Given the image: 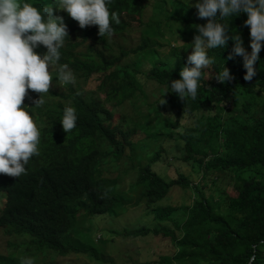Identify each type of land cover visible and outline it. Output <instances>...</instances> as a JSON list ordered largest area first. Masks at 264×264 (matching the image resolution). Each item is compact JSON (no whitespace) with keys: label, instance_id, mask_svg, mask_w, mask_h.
Masks as SVG:
<instances>
[{"label":"trees","instance_id":"16d2710c","mask_svg":"<svg viewBox=\"0 0 264 264\" xmlns=\"http://www.w3.org/2000/svg\"><path fill=\"white\" fill-rule=\"evenodd\" d=\"M25 2L39 9L55 7L57 0ZM164 2L112 0L109 9L120 23L112 25L110 37H100L95 25L80 28L54 8L68 32L58 63L80 73L91 88L66 85L63 98L77 114L75 127L66 133L59 123L65 104L46 105L41 93L44 103L34 105L39 93L31 90L24 98L40 131L38 154L19 177L0 173V264H20L24 257L33 264H57L70 252L114 264L105 243L88 244L77 226L82 211L115 215L130 200L109 173L118 180L130 175L129 190L139 193L133 205L145 203L156 221L152 227L138 224L113 232L165 239L170 251L158 255L157 262L264 264V42L250 81L243 79L241 56L226 58L231 40L224 49L209 50L215 66L208 77L202 73L196 98L182 101L164 92L191 52L192 25L205 20L188 7L189 0ZM244 19L240 13L223 22L250 51ZM134 32L138 37L128 44ZM115 38L122 43L115 45ZM45 50L42 45L35 49ZM223 64L233 79L221 84L214 74ZM162 95L165 103H157ZM166 131L175 133L181 145L174 158L189 165L197 181L179 167L169 177L156 171L159 161H168L161 146L146 162L135 163L136 135L150 138ZM174 187L196 195L189 204H159Z\"/></svg>","mask_w":264,"mask_h":264},{"label":"clouds","instance_id":"9594fccd","mask_svg":"<svg viewBox=\"0 0 264 264\" xmlns=\"http://www.w3.org/2000/svg\"><path fill=\"white\" fill-rule=\"evenodd\" d=\"M111 3L112 0H57L55 7L38 9L25 0H0V173L17 178L26 171L29 159L38 154L40 131L28 107L23 106L29 90L39 93L32 101L34 105L44 103L40 94L49 92L53 78L49 69L53 65L57 66L55 78L62 84L75 80L68 64L58 63L68 32L63 17L53 14L54 8L64 10L80 28L95 25L100 37H110L112 25L120 23L117 12L109 9ZM188 7H195L197 17L205 22L192 25L196 32L188 44L191 52L178 72L179 78L168 81L164 93H175L182 101L185 97L195 99L202 73L207 72L208 77L207 70L215 66L209 50L224 49L229 40L232 45L226 58L241 56L243 79L252 80L264 42V0H189ZM240 13L246 14L243 24L248 27L250 51L243 46L239 33L230 31L223 22ZM41 45L46 50L38 53L35 49ZM202 68L206 71L202 72ZM214 78L223 84L233 76L223 64ZM157 103H165L163 95ZM76 120V109L65 106L59 119L62 130H72ZM20 264H33V260L24 257Z\"/></svg>","mask_w":264,"mask_h":264},{"label":"rangeland","instance_id":"374dc122","mask_svg":"<svg viewBox=\"0 0 264 264\" xmlns=\"http://www.w3.org/2000/svg\"><path fill=\"white\" fill-rule=\"evenodd\" d=\"M184 1V0H183ZM166 6L169 5V0H166ZM128 37V36H127ZM138 37V32H134L128 37V44L134 43ZM115 45L122 43L120 38H115ZM71 69V68H70ZM75 80L73 85L76 89L88 90L91 88V82L84 80V77L71 69ZM50 74L53 76L52 83L49 87V92L44 93L47 104H54L61 102L68 106V102L65 101L63 95L65 93V87L67 84H62L56 79V70L54 65L49 69ZM230 108V106H228ZM190 123V120L187 121ZM134 139V149L132 156H137L135 163H144L146 158L153 153L159 146L163 149L164 156L168 161H159V164L155 165V170L162 173L165 177L171 176L174 173V168L179 167L185 173H191V178L195 182L197 177L191 172L189 165L180 163L174 157L178 156L181 152V145L176 140L175 133L159 132L154 133L150 138H145L143 135L137 134ZM108 166V165H107ZM123 165L119 166L122 169ZM115 173L107 174L108 177L113 178V182L119 184V192H123L125 196H131L130 200L123 203V210L118 209L115 215L111 214H90L82 211L78 216V230L82 231L81 236H88L86 239L88 244L105 243V252L111 256L114 260V264H161L157 262L158 255L168 253L170 251L169 243L163 238H151L150 234L143 237H129L124 238L116 235L113 231H121L123 228H132L138 224L154 226L156 222L152 218V214L148 213V207L145 203L141 202L138 205H133L139 193L129 190L128 183L132 182V178L129 176H122L121 180L115 176ZM196 192L190 189H183L180 187H174L170 195L159 204L162 205H181L189 204ZM122 203V202H121ZM117 208H120L119 206ZM75 236V235H73ZM80 236V237H81ZM146 237V238H145ZM98 242H97V241ZM57 264H110L99 263L94 260H90L85 255H75L70 252L69 255L63 257Z\"/></svg>","mask_w":264,"mask_h":264}]
</instances>
